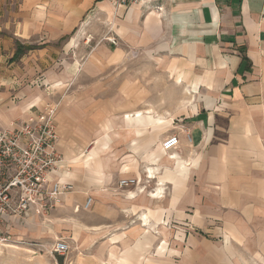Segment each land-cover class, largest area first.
<instances>
[{
	"label": "crops",
	"instance_id": "0c3cea01",
	"mask_svg": "<svg viewBox=\"0 0 264 264\" xmlns=\"http://www.w3.org/2000/svg\"><path fill=\"white\" fill-rule=\"evenodd\" d=\"M86 17L108 27L92 36L98 42L92 68L139 50L156 53L172 71V86L184 89L187 100L174 121L151 109L133 110L132 102L141 96L108 99L110 112L144 114L127 118V125L122 116L130 139L123 147L107 135L90 151L96 127L106 117L104 101L96 98V109L79 104L67 110L63 104L56 111L63 162L55 179L73 190L48 217L11 218L9 232L38 246L49 248L56 238L76 253L90 250L93 264H166L177 257L184 238L194 249L199 236L207 241V231L219 237L230 230L255 231L264 221V0H0V38L42 46L13 60L15 46L9 65L16 64L15 71L5 77L22 84L43 76L52 85L57 80L48 81L52 55L67 50V39ZM83 35L79 31L70 44ZM110 36L117 45L107 40ZM1 70L0 65V82L8 83L1 81ZM52 99L32 94L12 108H0V125L10 127L17 118L36 121ZM170 126V135L178 134L181 142L165 151L162 142L170 135L158 144L149 134ZM109 148L130 152L119 161L100 153ZM86 149L89 153L82 154ZM128 178L139 183L120 188ZM89 197L92 204L85 208ZM180 225L184 238L173 237L171 226ZM167 242L171 246L165 249Z\"/></svg>",
	"mask_w": 264,
	"mask_h": 264
},
{
	"label": "rangeland",
	"instance_id": "374dc122",
	"mask_svg": "<svg viewBox=\"0 0 264 264\" xmlns=\"http://www.w3.org/2000/svg\"><path fill=\"white\" fill-rule=\"evenodd\" d=\"M86 18L83 24L72 34L73 37L83 30V37L71 44L72 37H70L67 39L66 44H69L71 48L67 47V50H62L52 55L54 61L51 63L50 71L53 73L49 76L51 79L48 81H51L52 78L57 79L56 81L52 80V85L47 81L45 82L46 78L44 79L43 76L26 79L21 82L22 84L11 80L9 75L5 77L6 71H15L16 64L10 67L9 65L11 63L12 49L15 46L17 49L18 41L11 37L0 38V56H2L3 60L0 62V65L5 68V70H1L3 74L1 81H9L8 83L0 82V108L5 111L6 108L18 105L20 101L28 98L29 95H39V93L52 95V100L54 101L51 107H55L56 111L58 109V112L63 110V104H65L67 110L70 107L75 108L79 104H86L89 107L94 105L93 109H96L97 106L95 104H98L95 103L96 98L103 100L104 102L100 103L102 104L101 111L106 114V117L96 127V134L88 147L89 151L93 147H97L96 140L104 142L107 135L111 137V143H121V147H123V143L130 140L127 139L128 136H125L123 132V114L110 112L107 107L108 99H112L113 97L118 98L128 93L131 95L135 94L134 96H141L144 99L138 102V105L133 101L131 106L133 110L151 109L162 114L166 119L171 118L175 121L179 118L178 115L180 114L177 113L178 108L187 100L185 90L176 91L172 86L170 81L173 77L172 71L167 64H164L160 55L139 50L131 53L129 56L125 55L121 58L112 59L113 65L98 63L94 68L90 66L89 61L92 60V52L98 46V42L95 38L93 39V35L97 34V32H107L108 27L107 22L94 23L90 22L88 17ZM63 44V42H60L56 45L60 48ZM23 46L42 47L39 44H25ZM77 48H79V52L75 51ZM61 81H67L69 83L68 86L58 84ZM81 99L83 100L81 101ZM46 112L47 110L41 116ZM27 121H24V118H17L10 124V127L0 125V130L7 129L12 131L20 129ZM111 125L112 128H109ZM67 129L68 126H66L65 130L67 134L62 136L66 142L69 141ZM158 134H161L160 137L157 136ZM170 134H172L171 126L160 131L151 129L149 140L156 139V142L161 144L163 140L161 138ZM88 150L86 149L82 154H88ZM129 152L123 148H109L105 152L100 153L105 154L106 157L112 155V159L121 161L123 156ZM85 158L86 156L81 161H84ZM81 161L77 163L79 164ZM167 224L169 223L167 222ZM171 228L175 232L173 237L184 238L185 232L183 230L185 229L183 225L178 227L171 226ZM241 233H249V236L245 238ZM178 234L180 235L177 236ZM169 237L171 238V236ZM199 238L201 240L195 245L194 249H190L187 246V241L184 238L182 240L184 245L176 246L177 257L173 261L165 260L166 264H264V221H262L255 231L230 230L226 235L224 234V237L217 236L214 231H207V241L200 236ZM55 241L59 240L53 238L51 244H54ZM169 244V242L166 243L165 249L171 246ZM74 251L69 245V250L63 255L51 253L49 250H44L38 245L27 241H20L8 246H0V264H93L90 259V250L84 253H76ZM166 252L167 250L164 252L165 255ZM76 254H78V257ZM80 254L82 256H79ZM191 254L196 255V259H192ZM60 257H63V259H60ZM77 258L79 259L78 262Z\"/></svg>",
	"mask_w": 264,
	"mask_h": 264
},
{
	"label": "built area",
	"instance_id": "2783aa9c",
	"mask_svg": "<svg viewBox=\"0 0 264 264\" xmlns=\"http://www.w3.org/2000/svg\"><path fill=\"white\" fill-rule=\"evenodd\" d=\"M107 40L118 44L116 37ZM55 117V107H49L44 115L36 121L28 120L20 129L0 130V246L21 241L9 232L13 227L11 218L23 217L27 221L35 214L46 216L73 190L72 184L55 179L63 162ZM180 142L179 135L173 134L163 140L162 147L171 151ZM137 183L139 179L128 178L121 180L119 186L125 189ZM92 201L89 197L84 207L89 208ZM40 247L62 255L69 250L62 240L49 248L42 244Z\"/></svg>",
	"mask_w": 264,
	"mask_h": 264
},
{
	"label": "trees",
	"instance_id": "16d2710c",
	"mask_svg": "<svg viewBox=\"0 0 264 264\" xmlns=\"http://www.w3.org/2000/svg\"><path fill=\"white\" fill-rule=\"evenodd\" d=\"M33 47L32 46H23L21 44H18L17 45V52L16 54L14 55L13 57V60H16L18 59L22 54H24L27 50H30L32 49Z\"/></svg>",
	"mask_w": 264,
	"mask_h": 264
},
{
	"label": "bare ground",
	"instance_id": "6f19581e",
	"mask_svg": "<svg viewBox=\"0 0 264 264\" xmlns=\"http://www.w3.org/2000/svg\"><path fill=\"white\" fill-rule=\"evenodd\" d=\"M186 103V102H185ZM184 103V104H185ZM184 106V105H183ZM152 111V110H151ZM148 113V112H147ZM144 114V112H142V111H136L135 113H133L132 115L131 114H128V115H124L123 116V118H124V120H125V122H126V125H127V118H129V117H131V116H133V117H141L142 115ZM110 137V136H109ZM108 146V145H107ZM91 159H92V156H90L87 160H86V162H89V161H91ZM131 195H133V194H131ZM133 197V196H132ZM162 197V196H161ZM160 198V197H159Z\"/></svg>",
	"mask_w": 264,
	"mask_h": 264
}]
</instances>
